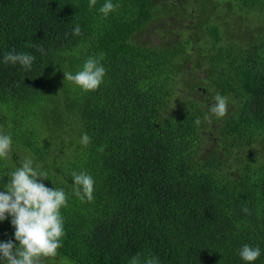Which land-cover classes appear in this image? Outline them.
I'll return each instance as SVG.
<instances>
[{"label": "trees", "instance_id": "1", "mask_svg": "<svg viewBox=\"0 0 264 264\" xmlns=\"http://www.w3.org/2000/svg\"><path fill=\"white\" fill-rule=\"evenodd\" d=\"M105 2L0 0V131L12 137L0 192L29 157L67 195L63 246L41 264H264V0H112L107 17ZM13 49L35 56L30 70L3 63ZM101 54L98 89L66 81ZM217 93L222 118L209 112ZM73 171L93 177L91 201ZM11 220L0 242L18 246Z\"/></svg>", "mask_w": 264, "mask_h": 264}, {"label": "clouds", "instance_id": "2", "mask_svg": "<svg viewBox=\"0 0 264 264\" xmlns=\"http://www.w3.org/2000/svg\"><path fill=\"white\" fill-rule=\"evenodd\" d=\"M97 0H89V8L96 6ZM119 7L112 0L106 2L99 8L100 13L105 17L110 12ZM73 35H81V28L77 25ZM25 47H34L31 43ZM38 50L45 53L43 46ZM103 54L100 58L89 57L85 60L81 70L75 74L64 71L66 81L73 82L84 91H94L103 83L106 69L101 64ZM35 56L27 52H11L3 56V63L12 65L19 64L30 70ZM213 103L209 112L217 118H222L228 110L229 98L217 93L213 97ZM211 117L205 114L204 120ZM195 125L201 124L199 117L194 121ZM91 142L90 136L82 135L80 143L87 146ZM12 137L0 131V159L8 158L11 152ZM101 151L103 149H100ZM74 180V194L80 199L91 201L93 199L94 184L93 177L87 172L71 173ZM10 179L6 185V190L0 192V221H4L10 215L11 223L15 228V239L19 242L17 246L11 240L0 242V262L3 264H41L42 258L55 257L58 249L62 245L64 232V221L61 208L67 206V195L62 188L50 189L41 181L47 180V171L40 170V167H33V161L25 157L20 161V166L9 173ZM246 214H250L247 207L242 209ZM240 257L246 262L256 261L261 250L244 244L239 251ZM129 264H159L158 258L148 256L141 260L139 255L133 256Z\"/></svg>", "mask_w": 264, "mask_h": 264}, {"label": "rangeland", "instance_id": "3", "mask_svg": "<svg viewBox=\"0 0 264 264\" xmlns=\"http://www.w3.org/2000/svg\"><path fill=\"white\" fill-rule=\"evenodd\" d=\"M219 15L221 16V17H225L226 15H225V13L224 12H222V11H219ZM227 23L230 25V27H231V35H234V34H236L237 33V31H238V22H237V19H235V18H228L227 19ZM178 28H182V29H184V26L183 25H175V29H176V31H177V29Z\"/></svg>", "mask_w": 264, "mask_h": 264}]
</instances>
